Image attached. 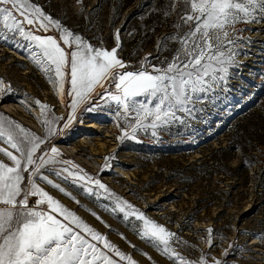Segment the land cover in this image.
Listing matches in <instances>:
<instances>
[{"label": "rangeland", "instance_id": "rangeland-1", "mask_svg": "<svg viewBox=\"0 0 264 264\" xmlns=\"http://www.w3.org/2000/svg\"><path fill=\"white\" fill-rule=\"evenodd\" d=\"M29 2L95 48L111 50L119 44L117 56L127 65L117 69L119 72L161 67L179 47L177 41L169 40L160 48L164 37L179 31L174 27L179 9L164 15L170 11L171 0ZM262 21L264 17L236 25L241 30L234 34L239 37L237 64L229 68L226 82L193 97L188 106L191 115L177 111L179 119L155 129L137 128L134 135L135 113H128L125 119L122 108L106 102L105 89L115 92L111 80L80 103L73 116L75 97L70 94V84L66 82L63 95L58 94L49 79L53 74L35 62L28 41L11 38V34L8 40L0 37V115L45 138L37 155H51L50 149L55 147L57 161L79 165L81 175L100 180L116 196L174 233L172 247L187 260L198 262L203 256L209 264L213 260L264 264V39L263 47L252 45L259 42L252 35H264V26H253ZM36 34L59 38L62 32L49 26ZM251 56L261 57L254 61L256 66H250ZM37 100L49 106L51 135ZM144 123L150 125L151 118ZM0 147L14 151L3 140ZM0 159L11 163L3 153ZM64 167L76 171L71 165L57 163L42 172L65 192L37 182L137 264H179L152 241L141 238L142 221L113 212L114 199L98 186L89 185L94 189L90 195L82 183L48 170ZM24 178L27 184L28 172ZM93 242L118 264H129L105 249L102 241Z\"/></svg>", "mask_w": 264, "mask_h": 264}, {"label": "snow or ice", "instance_id": "snow-or-ice-1", "mask_svg": "<svg viewBox=\"0 0 264 264\" xmlns=\"http://www.w3.org/2000/svg\"><path fill=\"white\" fill-rule=\"evenodd\" d=\"M178 9L180 15L174 27L179 31L164 37L160 48L163 50L169 40L177 41L179 47L170 60L166 59L161 67L152 65L151 71L143 66L136 71H117L127 67L117 56L119 44L111 50L95 48L29 0H0V37L8 40L11 34V38L19 36L28 41L35 62L46 73L53 74L49 79L58 94L62 96L64 84H70V94L75 97L71 105L73 116L80 103L98 86L104 87L111 80L115 92L105 89L106 102H115L122 108L125 119L128 113H135V125L131 129L134 135L137 128L155 129L179 119L177 111L191 115L192 109L188 106L193 104L197 93L210 92L218 82L227 81L229 68L237 64L235 47L239 37L234 34L241 30L236 25L264 17V0H171L170 11L164 15ZM49 26H55L62 35L57 38L36 34L40 29L47 31ZM116 38L119 41L118 32ZM62 44L74 50L66 51ZM66 78L69 79L66 81ZM36 103L44 113L43 123L51 135L52 121L47 119L49 106L38 100ZM73 116L69 117V123ZM149 118L151 124L147 125L144 121ZM0 140L14 150L0 147V153L11 162L0 159V264H118L93 241H102L103 247L120 259L137 264L37 182L44 181L65 192L42 172L57 163L71 165L76 171L68 167L48 170L64 179L72 178L74 183H82L90 195L94 189L89 185L98 186L109 199H114L115 207L111 210L123 213L125 219L134 216L142 221L141 238L152 241L165 255L179 264H209L203 256L198 262L187 260L172 247L174 233L116 196L100 180L87 173L81 175L79 165L57 161L59 150L55 147L50 149L51 155L47 152L37 155L45 138L3 115H0ZM25 172L29 173L27 184H24ZM30 197L38 198L35 206H29ZM212 264H221V261L213 260Z\"/></svg>", "mask_w": 264, "mask_h": 264}, {"label": "bare ground", "instance_id": "bare-ground-1", "mask_svg": "<svg viewBox=\"0 0 264 264\" xmlns=\"http://www.w3.org/2000/svg\"><path fill=\"white\" fill-rule=\"evenodd\" d=\"M262 23L263 24H253V26L254 27H257V26H260V25H262V26H264V21H262ZM252 36H257L258 37V41L259 42H253L252 43V45H254V46H260V47H263V44H261L262 43V40L264 39V35H263V33L262 34H260V35H257V34H254V35H252ZM255 55H257V56H259V55H262V52L260 53V54H254V56ZM249 58V60L250 59H252L253 61L250 63V66H256V65H254L255 63H254V61L256 60V61H260L261 60V57H258L257 59H255V58H253V56H251V58L250 57H248ZM247 58H245L244 60H246ZM257 66H259V64H257ZM8 109V108H7ZM95 126H96V124H95Z\"/></svg>", "mask_w": 264, "mask_h": 264}, {"label": "built area", "instance_id": "built-area-1", "mask_svg": "<svg viewBox=\"0 0 264 264\" xmlns=\"http://www.w3.org/2000/svg\"><path fill=\"white\" fill-rule=\"evenodd\" d=\"M37 199H38L37 197H30L29 198V206H35Z\"/></svg>", "mask_w": 264, "mask_h": 264}]
</instances>
